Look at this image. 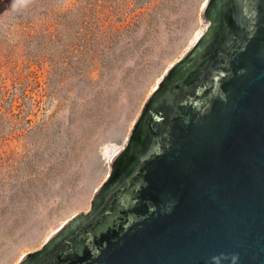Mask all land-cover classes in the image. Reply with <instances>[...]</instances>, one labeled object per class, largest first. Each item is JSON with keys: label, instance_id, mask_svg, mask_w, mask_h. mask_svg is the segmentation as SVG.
<instances>
[{"label": "water", "instance_id": "obj_1", "mask_svg": "<svg viewBox=\"0 0 264 264\" xmlns=\"http://www.w3.org/2000/svg\"><path fill=\"white\" fill-rule=\"evenodd\" d=\"M91 208L17 264H264V0H208Z\"/></svg>", "mask_w": 264, "mask_h": 264}, {"label": "rangeland", "instance_id": "obj_2", "mask_svg": "<svg viewBox=\"0 0 264 264\" xmlns=\"http://www.w3.org/2000/svg\"><path fill=\"white\" fill-rule=\"evenodd\" d=\"M208 0H0V264L87 213Z\"/></svg>", "mask_w": 264, "mask_h": 264}, {"label": "bare ground", "instance_id": "obj_3", "mask_svg": "<svg viewBox=\"0 0 264 264\" xmlns=\"http://www.w3.org/2000/svg\"><path fill=\"white\" fill-rule=\"evenodd\" d=\"M59 229V228H58Z\"/></svg>", "mask_w": 264, "mask_h": 264}]
</instances>
